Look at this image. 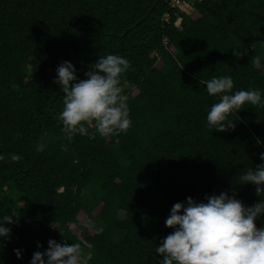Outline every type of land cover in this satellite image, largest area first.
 <instances>
[{
    "label": "trees",
    "instance_id": "1",
    "mask_svg": "<svg viewBox=\"0 0 264 264\" xmlns=\"http://www.w3.org/2000/svg\"><path fill=\"white\" fill-rule=\"evenodd\" d=\"M170 2L0 0V215L15 221L0 264H29L49 239L79 243L85 264H157L174 203L230 189L246 206L264 197L238 184L261 163L264 108L246 105L232 130L210 132L219 97L203 83L230 75L233 92H264V0H194L190 14ZM107 54L130 61L121 84L132 126L69 136L55 68L69 61L84 79ZM86 219L99 231L83 229Z\"/></svg>",
    "mask_w": 264,
    "mask_h": 264
},
{
    "label": "clouds",
    "instance_id": "2",
    "mask_svg": "<svg viewBox=\"0 0 264 264\" xmlns=\"http://www.w3.org/2000/svg\"><path fill=\"white\" fill-rule=\"evenodd\" d=\"M130 68V61L117 54L99 56L78 79L77 69L69 61H62L55 68L53 83L63 93V108L59 114L63 131L69 136L79 134L92 138L117 135L132 126L129 116L128 96L121 84L122 75ZM209 96H218L206 114L208 130L224 132L235 125L234 116L246 105L264 108L261 89L237 90L230 75L213 76L203 81ZM89 129H94L90 132ZM261 141L256 140L260 145ZM63 147V146H62ZM261 161L255 167L238 175L241 185L251 184L256 194L264 192V151L258 153ZM4 157L0 156V160ZM18 162V154L10 156ZM234 190L221 191L218 195L205 194L197 201L186 197L172 205L165 227L172 231L163 237L155 249L162 259L157 264H264V227H257V219L264 220V197L244 205L236 198ZM12 216L0 215V247L11 237ZM39 249L41 245L37 243ZM17 259L21 249H13ZM82 249L79 243L47 241V248L32 254L29 264H81Z\"/></svg>",
    "mask_w": 264,
    "mask_h": 264
},
{
    "label": "rangeland",
    "instance_id": "3",
    "mask_svg": "<svg viewBox=\"0 0 264 264\" xmlns=\"http://www.w3.org/2000/svg\"><path fill=\"white\" fill-rule=\"evenodd\" d=\"M51 73H52V71L47 68V74H51ZM9 214H12V211H10ZM123 216H124V214L122 212H120L119 217L123 218ZM80 226L83 229H92L94 231H99V228H98L97 224H95L94 222H92V221H90L88 219H86L83 223H81ZM53 229L58 232V237L61 238L62 230L59 227V225L56 224V223L53 224ZM87 257H88L87 251L86 250H82L81 264H85V261H86Z\"/></svg>",
    "mask_w": 264,
    "mask_h": 264
},
{
    "label": "built area",
    "instance_id": "4",
    "mask_svg": "<svg viewBox=\"0 0 264 264\" xmlns=\"http://www.w3.org/2000/svg\"><path fill=\"white\" fill-rule=\"evenodd\" d=\"M193 1L194 0H171L170 3L173 7L179 8L181 12L190 14L194 9ZM180 21H181V17H178L174 24L177 27H180Z\"/></svg>",
    "mask_w": 264,
    "mask_h": 264
}]
</instances>
